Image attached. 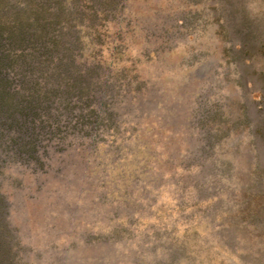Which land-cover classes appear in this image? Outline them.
Segmentation results:
<instances>
[{
	"label": "rangeland",
	"instance_id": "1",
	"mask_svg": "<svg viewBox=\"0 0 264 264\" xmlns=\"http://www.w3.org/2000/svg\"><path fill=\"white\" fill-rule=\"evenodd\" d=\"M0 20L29 39L0 77L45 120L1 119L23 126L0 144L15 264H264V0H0Z\"/></svg>",
	"mask_w": 264,
	"mask_h": 264
},
{
	"label": "trees",
	"instance_id": "2",
	"mask_svg": "<svg viewBox=\"0 0 264 264\" xmlns=\"http://www.w3.org/2000/svg\"><path fill=\"white\" fill-rule=\"evenodd\" d=\"M40 17L44 18L43 16ZM12 28L13 27L11 25L1 23L0 20V51H1L0 54H3V56L0 57V72L2 71L3 68H5V66H8V64L10 65V62H8V57H9L8 53L4 48H7L9 50L10 45L12 47L13 45L17 46L21 44L20 42L26 40V32H22L21 35H17ZM3 59L6 61H3ZM35 67L39 69V66H35ZM32 68L33 66H31V69H29L31 70V73L34 72L33 71L34 69ZM22 77H26V74L24 72H22ZM2 79H6V78L0 77V125L4 124L9 117H13L14 113H16L19 117L21 116L24 119H27L29 116H31L32 127L37 126L38 123H43L45 120L42 119V116L38 112L29 109V107L27 106H24L22 104V101H24V99H20V96L16 90L14 91L9 90V88L7 87V82H4ZM12 83L13 82L9 80L8 86L12 85ZM57 90L58 89H55L52 92L53 94L52 98L56 96ZM9 114L11 115L9 116ZM5 116H7V118H5ZM3 118H5V121L1 120ZM6 127L7 129L6 128L0 129V144L4 143L5 145H8L6 143L7 139L5 136L9 135V132H11L12 130H17V132L21 133L22 132L21 128L23 126L20 124H13L12 121L10 120V122L7 123ZM37 130L39 131L38 128ZM33 131H35L34 128ZM41 131L43 134L40 132L35 134V136L27 134L26 138L22 136L20 137L15 136L16 138L13 140V142L16 145L19 144L18 139L20 140L24 138L23 141H21L23 143L24 148L19 149V152L25 153L27 155L29 153L35 152L38 145L37 142L39 141L38 137L45 136V134H47L48 132L44 127L41 129ZM3 135H5L4 138H2ZM29 157L34 158L30 154ZM0 172H1V162H0ZM4 207H5V202L0 192V264H15V256L17 255V252L13 250L11 233L10 230L8 229L7 223L4 220Z\"/></svg>",
	"mask_w": 264,
	"mask_h": 264
},
{
	"label": "water",
	"instance_id": "3",
	"mask_svg": "<svg viewBox=\"0 0 264 264\" xmlns=\"http://www.w3.org/2000/svg\"><path fill=\"white\" fill-rule=\"evenodd\" d=\"M13 205H14V203H13ZM16 206H19L18 204H15ZM8 229H9V227H8Z\"/></svg>",
	"mask_w": 264,
	"mask_h": 264
}]
</instances>
